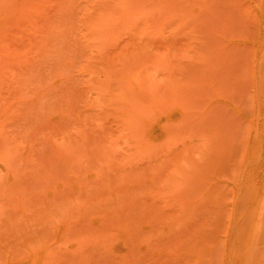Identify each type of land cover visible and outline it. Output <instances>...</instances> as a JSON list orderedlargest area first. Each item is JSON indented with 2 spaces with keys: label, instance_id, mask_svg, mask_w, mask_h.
Masks as SVG:
<instances>
[{
  "label": "rangeland",
  "instance_id": "374dc122",
  "mask_svg": "<svg viewBox=\"0 0 264 264\" xmlns=\"http://www.w3.org/2000/svg\"><path fill=\"white\" fill-rule=\"evenodd\" d=\"M0 264H264V0H0Z\"/></svg>",
  "mask_w": 264,
  "mask_h": 264
}]
</instances>
